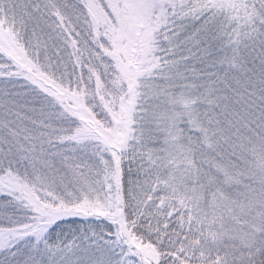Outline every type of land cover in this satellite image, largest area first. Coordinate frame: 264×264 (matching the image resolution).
<instances>
[{"label":"snow or ice","instance_id":"snow-or-ice-1","mask_svg":"<svg viewBox=\"0 0 264 264\" xmlns=\"http://www.w3.org/2000/svg\"><path fill=\"white\" fill-rule=\"evenodd\" d=\"M0 264H264V0H0Z\"/></svg>","mask_w":264,"mask_h":264}]
</instances>
